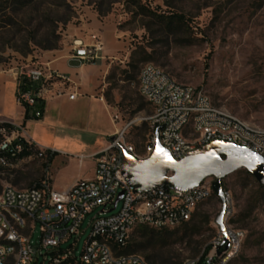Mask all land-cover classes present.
Returning <instances> with one entry per match:
<instances>
[{
    "label": "rangeland",
    "instance_id": "obj_1",
    "mask_svg": "<svg viewBox=\"0 0 264 264\" xmlns=\"http://www.w3.org/2000/svg\"><path fill=\"white\" fill-rule=\"evenodd\" d=\"M140 5L156 14L180 15L184 26L168 32L158 20L138 14L126 0H0V70L41 65L49 60L44 55L66 57L71 55L73 40L91 42L92 35L101 39V34L109 51L104 53V69L91 82L108 103L111 118L118 116L115 130L130 124L125 141L137 150L147 140L151 116L137 86L146 63L164 69L177 83L201 89L212 103L238 118L264 127V0H140ZM95 16L109 20L111 30L90 29ZM47 45L56 49H42ZM108 127H112L109 118ZM61 157L52 159L47 174L34 156L10 162L0 168V191L6 186L27 189L44 177L53 187L70 183L77 170ZM90 167L91 161L84 160L83 172ZM221 183L235 205L231 224L244 231L242 245L228 264H264V187L245 170ZM219 208L215 196L198 205L186 226L166 236L161 249L165 258L179 264L188 258H204ZM138 231L131 232L128 244L143 247ZM87 234L88 230L79 238L77 254ZM38 239L35 227L32 243ZM141 247L132 254L143 259L156 255Z\"/></svg>",
    "mask_w": 264,
    "mask_h": 264
},
{
    "label": "built area",
    "instance_id": "obj_2",
    "mask_svg": "<svg viewBox=\"0 0 264 264\" xmlns=\"http://www.w3.org/2000/svg\"><path fill=\"white\" fill-rule=\"evenodd\" d=\"M90 40L88 44L72 41L73 59L86 64L98 60L102 41L97 35H92ZM10 71L20 81L39 84V90L34 91L21 87L19 82L16 102L22 107L33 108L35 98H40L42 92H51L54 85L67 83L63 75L42 64L28 63ZM137 86L151 108V116L147 118L149 135L140 151L125 141L130 125L127 124L115 130L106 146L93 156L91 179H79L64 190H54L44 181L41 189L6 186L0 191V264L45 261L47 264H147L139 255L118 252L127 245L131 232L139 227L177 228L190 219L198 205L215 196L211 187L213 178H206L186 191L155 188L133 192L130 176L121 170L122 152L136 160L147 159L155 149L157 129L158 144L174 161L215 141L245 148L264 159V127L215 105L201 89L177 83L168 72L151 63L141 67ZM55 95L59 97L62 93L57 91ZM75 97V92L68 95L71 100ZM111 119L114 123L118 116ZM25 135L22 125H12L10 131L0 128V153L12 148L19 152L20 145L13 146L18 138L36 147ZM5 165V159L0 156V166ZM120 192L122 196L113 208ZM222 193L219 211L223 210V228L213 221L215 234L203 261L188 258L182 264H228L236 257L244 231L231 224L234 201L228 191L222 189ZM88 216L86 227L81 229ZM35 227L39 239L34 245ZM86 230L87 237L77 254L78 240Z\"/></svg>",
    "mask_w": 264,
    "mask_h": 264
},
{
    "label": "crops",
    "instance_id": "obj_3",
    "mask_svg": "<svg viewBox=\"0 0 264 264\" xmlns=\"http://www.w3.org/2000/svg\"><path fill=\"white\" fill-rule=\"evenodd\" d=\"M108 23L109 20L101 21L95 16L90 29L94 31L96 27H105L111 30ZM100 36L103 48L97 54L98 60L94 64L73 59L72 49L71 55L66 57L44 55L49 60L42 65L63 75L67 83L54 85L51 92L41 93L44 108L40 117L31 116L24 120V107L16 102L20 80L13 72L0 70V123L23 125L25 136L38 149L55 152L54 157L63 156L61 158L64 163L72 164L77 170L70 183L58 187L51 185L54 190L67 189L79 179H91L95 164L93 156L106 146L108 137L111 138L115 132L108 103L91 82L93 75L104 69V53L109 51L108 42L104 36ZM75 40H81L85 44L90 42L89 39ZM37 85L39 84L35 83ZM57 91L62 95L57 97ZM73 92L76 97L71 100L68 95ZM108 118L112 127H108ZM87 159L91 161V167L88 172H83L84 160Z\"/></svg>",
    "mask_w": 264,
    "mask_h": 264
},
{
    "label": "water",
    "instance_id": "obj_4",
    "mask_svg": "<svg viewBox=\"0 0 264 264\" xmlns=\"http://www.w3.org/2000/svg\"><path fill=\"white\" fill-rule=\"evenodd\" d=\"M31 116L40 117L41 113L34 110ZM158 130L155 131V149L147 159L136 160L122 152L121 170L130 176L133 192H146L155 188L164 191L178 188L186 191L206 178H213L212 192L221 201L223 197L222 180L238 170H245L258 185L264 187V159L262 157L234 144L215 141L187 153L179 161H174L158 144ZM121 196L120 192L113 203V208ZM222 214L221 209L214 218V222L220 229L223 228Z\"/></svg>",
    "mask_w": 264,
    "mask_h": 264
},
{
    "label": "trees",
    "instance_id": "obj_5",
    "mask_svg": "<svg viewBox=\"0 0 264 264\" xmlns=\"http://www.w3.org/2000/svg\"><path fill=\"white\" fill-rule=\"evenodd\" d=\"M7 0H1V2H6ZM130 4V6L134 7L135 9L138 10V14L147 16V17H152L153 19L158 20V22L164 26L165 30L168 32H171L173 28H180L184 26V19L180 15L176 14H156L153 11H150L147 7H144L143 5H140V0H126ZM42 49L44 50H54L56 49L55 45H47L46 47H43ZM54 81H49L47 82L46 86H49L52 82ZM21 87H28L32 88L34 91L39 90V85L35 86V83H27L25 79H21L20 81ZM26 85V86H25ZM24 107V120H27L28 118L31 117V112L32 111H37L42 113L43 108H44V103L42 102L41 98H35V104L33 108H29L27 106ZM23 126V125H22ZM0 128H4L6 131H10L12 129V125L6 122L0 123ZM1 140V136H0ZM20 145V151L16 152L13 148L10 149L8 152H1L0 156H2L5 159L6 165L9 164L10 162H16L20 161L26 158H29L30 156H34L37 159H40L42 161L41 167L44 171L45 174L48 173L49 171V164L52 160V158L56 155L55 152H51L48 150H43L39 151L36 147L34 146H28L25 141H23L22 138H18L14 143V145ZM3 166H0L2 168ZM248 175V174H247ZM249 176V175H248ZM46 181L45 177L41 181H38L32 185H30L29 188H34V189H41L43 182ZM214 197V196H212ZM191 220L190 219L185 222L184 226L187 225V223ZM232 221V220H231ZM178 228V227H177ZM177 228L171 229V230H153L149 229L146 227H139V236L140 238L143 239V247H141V244H128L120 249L118 252L120 254H132L134 252L139 251L140 247L143 249H152L153 252H156V255L147 256L145 257V261L147 264H179V263H172L170 259L165 258L163 253H161V249L166 243V236H170L173 234V231ZM208 251V248L205 249V253ZM203 261V258L200 259V262Z\"/></svg>",
    "mask_w": 264,
    "mask_h": 264
}]
</instances>
